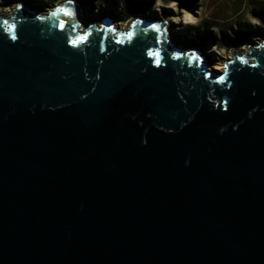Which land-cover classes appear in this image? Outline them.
Segmentation results:
<instances>
[{"label":"water","instance_id":"water-1","mask_svg":"<svg viewBox=\"0 0 264 264\" xmlns=\"http://www.w3.org/2000/svg\"><path fill=\"white\" fill-rule=\"evenodd\" d=\"M83 17L0 12V264H264V35L215 69Z\"/></svg>","mask_w":264,"mask_h":264},{"label":"rangeland","instance_id":"rangeland-1","mask_svg":"<svg viewBox=\"0 0 264 264\" xmlns=\"http://www.w3.org/2000/svg\"><path fill=\"white\" fill-rule=\"evenodd\" d=\"M24 1L44 12L62 0ZM78 1L84 9V22L100 23L102 17L110 16L118 27L125 28L136 15L164 20L171 39L200 51L208 67L215 69H220L234 49L246 50L247 43L264 35V0ZM15 2L0 0V12L9 11Z\"/></svg>","mask_w":264,"mask_h":264},{"label":"clouds","instance_id":"clouds-1","mask_svg":"<svg viewBox=\"0 0 264 264\" xmlns=\"http://www.w3.org/2000/svg\"><path fill=\"white\" fill-rule=\"evenodd\" d=\"M17 7H18L19 9H22V7H23L22 3L19 4ZM8 25H9L8 21H4V23H3L2 26H4V31H5L6 35L8 36V38H9L10 40H12V41H15V40L17 39V37H16L15 33H14V32L8 27ZM12 25L15 26V23H12ZM128 38H129V39L132 38V33H129V37H128ZM84 39H85V37H83V39H81V37H80V41H81V42H82ZM121 43H122V41H121ZM157 64H159V59L157 60ZM222 79H223V78H222ZM224 110H227V109L225 108ZM255 110H256V109H253L252 111H255Z\"/></svg>","mask_w":264,"mask_h":264},{"label":"snow or ice","instance_id":"snow-or-ice-1","mask_svg":"<svg viewBox=\"0 0 264 264\" xmlns=\"http://www.w3.org/2000/svg\"><path fill=\"white\" fill-rule=\"evenodd\" d=\"M62 11H66V10H62ZM67 15H71L70 12H66ZM154 28H156L157 30L159 29V26L158 25H153ZM81 39H83V37H81ZM79 41H73L74 44L78 43ZM192 59H196V56L193 55L192 56Z\"/></svg>","mask_w":264,"mask_h":264},{"label":"bare ground","instance_id":"bare-ground-1","mask_svg":"<svg viewBox=\"0 0 264 264\" xmlns=\"http://www.w3.org/2000/svg\"><path fill=\"white\" fill-rule=\"evenodd\" d=\"M254 1V0H253ZM33 7V6H32ZM47 11V10H46ZM45 12V11H44ZM246 14V13H245ZM245 16V15H244ZM248 29V28H247ZM253 29V28H252ZM246 30V29H245ZM247 31V30H246ZM168 35H169V33H168ZM170 38V37H169ZM245 46V45H244ZM184 47H187V46H185L184 45ZM209 68H211V66L209 65Z\"/></svg>","mask_w":264,"mask_h":264},{"label":"trees","instance_id":"trees-1","mask_svg":"<svg viewBox=\"0 0 264 264\" xmlns=\"http://www.w3.org/2000/svg\"><path fill=\"white\" fill-rule=\"evenodd\" d=\"M52 2H53V0H52Z\"/></svg>","mask_w":264,"mask_h":264}]
</instances>
